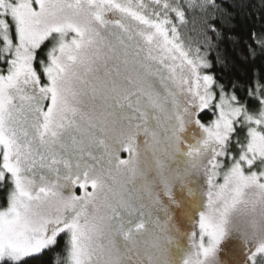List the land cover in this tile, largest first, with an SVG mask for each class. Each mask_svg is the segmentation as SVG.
Segmentation results:
<instances>
[{
	"label": "snow or ice",
	"instance_id": "obj_1",
	"mask_svg": "<svg viewBox=\"0 0 264 264\" xmlns=\"http://www.w3.org/2000/svg\"><path fill=\"white\" fill-rule=\"evenodd\" d=\"M226 15L0 0V264H264V235L233 226L264 206V73L241 101L210 71Z\"/></svg>",
	"mask_w": 264,
	"mask_h": 264
},
{
	"label": "trees",
	"instance_id": "obj_2",
	"mask_svg": "<svg viewBox=\"0 0 264 264\" xmlns=\"http://www.w3.org/2000/svg\"><path fill=\"white\" fill-rule=\"evenodd\" d=\"M227 14L225 22V36L233 39L223 40L218 49L210 55L213 68L210 70L227 89L237 86L236 94L241 101L247 98V90L252 86L257 73H264V51L256 48L251 39L253 32H264V0H217ZM191 20V15L189 16ZM199 23L189 24L185 33V41L193 46L198 41ZM249 45L256 51L253 58L250 55ZM219 57V63L216 57ZM210 116H204L208 120ZM6 195L0 191V203ZM63 243V242H61ZM31 264H52L51 254L32 259Z\"/></svg>",
	"mask_w": 264,
	"mask_h": 264
},
{
	"label": "clouds",
	"instance_id": "obj_3",
	"mask_svg": "<svg viewBox=\"0 0 264 264\" xmlns=\"http://www.w3.org/2000/svg\"><path fill=\"white\" fill-rule=\"evenodd\" d=\"M233 226L242 231L251 230L264 235V206L251 208H241L233 218Z\"/></svg>",
	"mask_w": 264,
	"mask_h": 264
},
{
	"label": "rangeland",
	"instance_id": "obj_4",
	"mask_svg": "<svg viewBox=\"0 0 264 264\" xmlns=\"http://www.w3.org/2000/svg\"><path fill=\"white\" fill-rule=\"evenodd\" d=\"M208 119H211V117H209ZM121 158H124V159H126L127 158V154L126 153H121ZM79 194V193H78ZM178 195H179V193H178ZM177 218H178V221H179V223L181 224V227L182 228H184V229H188L189 227H190V225L186 222V221H184V220H182V219H180V213H179V210H177ZM234 243H236L235 241H228V242H226V245H225V248L227 249L228 247H230L232 244H234ZM228 257H226V255H225V253L224 252H222L221 253V259L223 260V259H227Z\"/></svg>",
	"mask_w": 264,
	"mask_h": 264
}]
</instances>
